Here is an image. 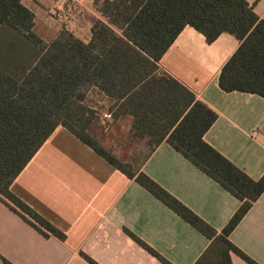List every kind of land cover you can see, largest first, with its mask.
I'll return each instance as SVG.
<instances>
[{"label":"trees","instance_id":"1","mask_svg":"<svg viewBox=\"0 0 264 264\" xmlns=\"http://www.w3.org/2000/svg\"><path fill=\"white\" fill-rule=\"evenodd\" d=\"M98 15L86 13L91 37L67 26L59 32L38 22L23 0H0V200L44 236L66 234L18 195L11 185L52 135L63 126L130 179L149 190L202 232L210 243L194 264H233L238 254L231 233L264 192V174L253 179L204 135L218 113L160 66L185 26L207 42L228 32L239 46L221 69L220 87L264 97V19L248 0H94ZM97 89L111 104L112 121L131 116L129 136L146 140L145 158L168 142L240 201L224 228L216 230L150 178L101 144L102 113L89 103ZM101 126V127H100ZM130 235L163 263L172 264ZM91 264H99L82 253Z\"/></svg>","mask_w":264,"mask_h":264},{"label":"crops","instance_id":"2","mask_svg":"<svg viewBox=\"0 0 264 264\" xmlns=\"http://www.w3.org/2000/svg\"><path fill=\"white\" fill-rule=\"evenodd\" d=\"M37 0H23L33 12ZM47 5L53 0H38ZM255 10L264 19V0ZM47 2V3H45ZM54 3V1H53ZM52 3V4H53ZM65 12L82 11L60 26L36 15L38 22L59 32L67 26L88 41L85 14L98 15L94 0H57ZM45 8V9H46ZM74 21V22H73ZM62 22V21H61ZM84 32H82V27ZM239 46L224 32L209 43L187 25L160 60V66L188 86L218 117L205 141L253 179L264 174V97L224 91L222 67ZM89 102L107 110L111 101L90 89ZM129 134L131 116L112 122ZM149 152V151H148ZM150 178L220 231L240 201L168 142L158 145L142 166ZM12 191L66 234L46 237L0 200V264H165L135 240L146 243L172 264H194L210 240L149 190L108 163L63 126H58L11 185ZM230 239L259 264H264V192L231 233ZM233 264H249L232 255Z\"/></svg>","mask_w":264,"mask_h":264},{"label":"rangeland","instance_id":"3","mask_svg":"<svg viewBox=\"0 0 264 264\" xmlns=\"http://www.w3.org/2000/svg\"><path fill=\"white\" fill-rule=\"evenodd\" d=\"M53 1H51L50 4L47 5L48 8H46L44 7L45 5H42V3L37 0L36 2L38 4H34L36 5L34 12L38 17L42 19L46 20L48 18L51 21H55L57 26H60L65 18L68 20H74L80 15L79 19L81 21L85 20L84 15H82V11L78 12L77 15L74 13L70 14V11L64 13L62 5L60 3H57V0ZM81 27L82 32H84V27ZM53 31L56 30L54 29ZM92 101H94V97H89V102ZM98 109L102 113L101 125L103 128H101V144L108 150H110L115 156L120 158V160L124 162H132L135 166H141L146 154L150 150V147L147 145L146 140H132L126 131V127H124V124L113 128V121L104 117V115L107 113V110L100 107H98Z\"/></svg>","mask_w":264,"mask_h":264},{"label":"built area","instance_id":"4","mask_svg":"<svg viewBox=\"0 0 264 264\" xmlns=\"http://www.w3.org/2000/svg\"><path fill=\"white\" fill-rule=\"evenodd\" d=\"M104 117H105L106 119H109V120L112 119V115H111V113H106V114L104 115Z\"/></svg>","mask_w":264,"mask_h":264}]
</instances>
